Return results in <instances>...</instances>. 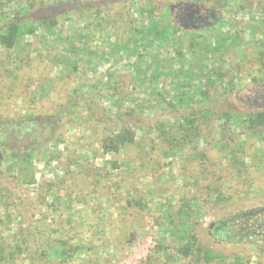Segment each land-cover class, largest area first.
I'll use <instances>...</instances> for the list:
<instances>
[{
	"label": "rangeland",
	"instance_id": "1",
	"mask_svg": "<svg viewBox=\"0 0 264 264\" xmlns=\"http://www.w3.org/2000/svg\"><path fill=\"white\" fill-rule=\"evenodd\" d=\"M94 1L0 0V28L75 3L13 50L0 46V138L19 155L33 150L23 170L31 183L8 153L0 159V264H196L177 253L183 232L172 235L169 222L179 220L214 254L209 264H264V134L243 116L264 109V0L198 3L220 16L197 31L176 18L186 0ZM152 18L180 30L152 39ZM221 37L225 47L213 55ZM155 71L164 74L152 80ZM80 84L96 85L99 97L87 99L90 107L79 102L86 113L70 117L62 107ZM199 88L208 98L172 101ZM123 104L136 110V142L103 153ZM194 112L199 137L171 152L172 138H159L155 125L178 126ZM16 116L34 121L27 131L4 129ZM227 145L243 148L238 168L229 167ZM219 222L228 229L222 237L211 234Z\"/></svg>",
	"mask_w": 264,
	"mask_h": 264
},
{
	"label": "trees",
	"instance_id": "2",
	"mask_svg": "<svg viewBox=\"0 0 264 264\" xmlns=\"http://www.w3.org/2000/svg\"><path fill=\"white\" fill-rule=\"evenodd\" d=\"M193 3H209L210 1H217L218 5H224V2L221 0H186ZM98 9V8H96ZM33 16V15H32ZM219 19V15H218ZM29 22V21H27ZM10 22L8 24H5L3 27L0 28V46L4 47L6 50L11 51L16 47L17 40L24 35H33L36 31L37 26L39 25H47L51 22V19H43L40 22L38 21H32L29 22ZM150 22V28L152 29L150 37L155 40H165L168 37H170V33L172 35H175L179 28L176 26L171 25H162L161 23L158 24L156 22V19L154 18L149 20ZM212 28V27H211ZM210 29V28H209ZM144 31H141L138 38H135V43L138 46V43L143 40ZM82 36H85L84 34ZM80 35V38L82 37ZM79 38V39H80ZM196 40H191V44L189 49L195 48V42ZM226 39L221 37L218 38L215 42L214 47L211 51H213V55L220 51L222 48L225 47ZM84 53L86 55H91V52H88L84 47ZM133 52V51H132ZM74 55H77L74 54ZM140 59H143L142 57L138 56ZM139 60V59H138ZM65 61V59L63 60ZM140 61V60H139ZM76 63H73L71 66V71L76 72ZM138 73H142V70H140L139 67H136ZM161 72V71H160ZM137 75V79L140 80L142 83L145 82V78L141 75ZM164 72H157L155 71L153 75H151L152 80H158L160 75H163ZM217 76L223 78L221 74L216 73ZM181 95L180 98L174 97L172 101L178 103V104H192L194 103L195 97H200L202 100H205L208 98V92L207 90H203L202 88H199L197 91L192 92L189 95L179 94ZM99 97V93L97 92V87L94 84H80L77 88H75L71 92V96L68 99L67 103L64 104L62 108H64L67 112H70V117H73V115H80L81 113H86V110L83 108H79V102L84 101L89 107L91 106L90 103H88V98H97ZM128 103L131 101V96H128L127 98ZM92 102V100H91ZM132 102V101H131ZM117 106L115 108L117 119V126L115 130L110 132L108 135H106L101 140L100 148L103 151V153H113L118 154L122 150L127 149L129 146L134 145L136 142V134H135V121H136V110L131 106ZM75 109H78L74 111ZM65 113V111H63ZM141 112V111H139ZM228 114V113H227ZM193 116H187L182 119L181 122H179L178 126H168L166 127L163 123H157L155 125V129L157 131L158 137L162 138L163 140H167L168 138H172V141L169 142L171 145L170 150L171 152H174L177 150V148L182 144V142L189 141L190 138L199 137L198 131V120L201 119V116L196 114L195 112L192 114ZM228 121L231 120L232 122H236V120H233L231 116L228 114L226 115ZM244 121L248 124L249 129L264 134V109L255 111V112H248L243 114ZM221 117H218L220 119ZM11 122L13 124H8L7 126L3 127L9 128L12 131L14 130H25L27 131L28 128V122L34 121L32 117L28 118L27 120H21L19 116H16V118H10ZM5 121L4 123H6ZM227 131L224 129L222 132ZM181 133L182 136H173L174 134ZM180 135V134H179ZM177 138H181V140H178ZM52 138H49V141H51ZM243 148L236 146V148H229V145L224 147V153L225 158L229 160V167L230 168H238L237 166L240 165L239 156L240 153L242 154ZM5 153H8V158L10 159L11 163H13V166L18 169V176L24 183H31L33 179V175H31L30 179H26L25 174L23 173V170L26 167V164L29 163L30 159L33 155V150L24 153V154H18L15 149H13L9 143V141L0 138V159H2L3 155ZM138 202H132L131 205L139 206ZM264 211V208L263 210ZM244 216V215H241ZM175 223L173 221L169 222V227L171 231L170 233L174 236H180V232H183V238H180V248L178 250V254L181 259L188 260V261H195L196 264L202 263V264H209L210 262L214 261L215 256L212 254V252L209 249L204 248L202 245H200L197 242V239L195 236H193L191 233H187L186 231V225L183 222V220H179L178 223ZM179 225V228H176ZM178 229V230H177ZM227 227L225 222H219L218 224L213 225L212 235L215 236H224L227 234ZM260 248V247H259ZM262 248H264L262 246ZM236 264H241V260L236 257L235 258ZM193 263V262H192Z\"/></svg>",
	"mask_w": 264,
	"mask_h": 264
},
{
	"label": "flooded vegetation",
	"instance_id": "3",
	"mask_svg": "<svg viewBox=\"0 0 264 264\" xmlns=\"http://www.w3.org/2000/svg\"><path fill=\"white\" fill-rule=\"evenodd\" d=\"M52 7L56 8L57 6ZM59 7L60 9H64L61 5ZM175 7L177 9L176 18L185 31H197L201 28H211L218 23V18H216V16H220V13L215 10L206 9L202 4L198 3L181 1L176 4ZM60 11L63 10L55 11L54 14H58Z\"/></svg>",
	"mask_w": 264,
	"mask_h": 264
},
{
	"label": "water",
	"instance_id": "4",
	"mask_svg": "<svg viewBox=\"0 0 264 264\" xmlns=\"http://www.w3.org/2000/svg\"><path fill=\"white\" fill-rule=\"evenodd\" d=\"M116 1H120V0H96L94 2L91 3L92 6H100V5H106V4H114ZM75 3H71V2H66L64 4L61 5L62 8L64 9H60L59 6H57L56 8L54 7H49V8H43L40 9L39 11H37L34 16L35 17H43V19H49L51 17H54L57 14H54L55 11H59V10H63V11H69L74 7ZM39 14H44V15H39Z\"/></svg>",
	"mask_w": 264,
	"mask_h": 264
}]
</instances>
